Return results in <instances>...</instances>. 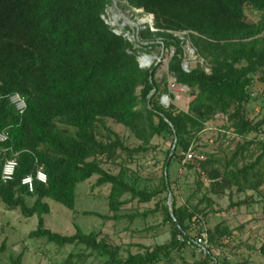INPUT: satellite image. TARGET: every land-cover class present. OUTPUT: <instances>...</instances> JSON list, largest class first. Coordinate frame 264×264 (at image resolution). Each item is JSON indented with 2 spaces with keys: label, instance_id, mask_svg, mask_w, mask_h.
<instances>
[{
  "label": "trees",
  "instance_id": "1",
  "mask_svg": "<svg viewBox=\"0 0 264 264\" xmlns=\"http://www.w3.org/2000/svg\"><path fill=\"white\" fill-rule=\"evenodd\" d=\"M118 1L129 10L153 17V31L146 25L138 31L137 39L151 47L173 50L168 74L177 85L190 90L187 111L164 108L159 103L162 96L169 95V89L165 78L156 80L157 67L139 68L137 59L148 53L146 47L134 48L102 18L112 0H0V133L7 134V140L0 143V175L5 161L17 162L13 180L4 184L0 179V204L10 211L18 210L25 219H36V227L28 235L31 239L45 240L58 248L84 247L103 258V264H157L187 247L177 236L193 238L190 230L195 225L200 226L198 235L206 233L210 248L232 237L224 223L211 231L201 222V205L206 204L207 211L213 213L214 201L209 196L220 198L228 192L231 209L248 207L254 196L264 202V113L259 120L247 116V107L254 100L252 89L256 84L264 87V18L248 22L244 11L249 6L264 15V0ZM177 34H184V40ZM185 42L201 61L189 71L183 69ZM13 94L25 99L22 115L9 104ZM217 116L228 123L225 133L242 144L224 163L213 154H205L204 161L183 164L207 183L206 192L190 204L204 189L197 182V190L185 205L177 206L171 199L169 209L163 201L171 196L170 162L178 152L194 151L192 144ZM104 120L128 130L141 145L126 148ZM97 128L106 132L104 141ZM164 134L171 137L172 148L157 190H137L127 180L124 168L115 175L102 168L101 161L113 159L117 151L127 157L150 152L154 149L151 140ZM252 148L259 151L258 156L244 161ZM38 167L45 172L47 183L34 182L29 193L20 182ZM93 177H97L94 187H109L108 209L113 214L125 205V195L148 204L165 194L139 217L161 214L162 223L170 227L169 242L121 260L119 249L99 240L97 233H84L75 227L73 235L62 236L46 229L44 218L50 214L47 202L73 211L77 186ZM233 190L236 195H254L233 203ZM27 199L33 200L31 205ZM85 215L120 220L117 216ZM261 249L264 254V244ZM3 251L1 247L0 253ZM210 257L208 249L200 264H208ZM216 262L213 259L211 264ZM11 264H21V257Z\"/></svg>",
  "mask_w": 264,
  "mask_h": 264
},
{
  "label": "rangeland",
  "instance_id": "2",
  "mask_svg": "<svg viewBox=\"0 0 264 264\" xmlns=\"http://www.w3.org/2000/svg\"><path fill=\"white\" fill-rule=\"evenodd\" d=\"M246 20L251 23L263 20L264 15L255 12L249 6L245 9ZM103 19L115 33L122 35L134 48L140 45L146 47V52L138 56V59L149 58L150 64L142 70H150L157 67L155 78L157 81L165 78L168 89L172 77L168 74V64L173 55V50L165 51L160 46L151 47L146 43H141L137 39V33L147 25L152 27L153 20L143 12L129 10L124 2L112 0L107 7ZM182 41L184 34H177ZM185 60L183 69L189 71L200 64L194 55L190 44L184 45ZM137 90V94H139ZM264 87L256 84L252 89L254 100L247 107V116L250 120H259L264 113ZM170 95V96H169ZM168 96L160 98L159 103L164 107H173L176 111L186 112L191 101V92L187 89L184 92L179 90L169 91ZM177 97V98H176ZM104 125L115 132L122 144L132 150L138 148L141 143L133 135L120 125H116L110 120H104ZM228 123L223 116H217L212 122L205 126V130L198 137V141L192 144L194 153L213 154L224 163L231 158L232 153L242 144L229 132L225 133ZM225 133V134H224ZM97 134L101 140H105L106 132L97 128ZM253 136H250V139ZM264 139V136L262 137ZM249 140V139H248ZM172 139L164 134L154 137L150 146L154 147L150 152L127 157L126 154L117 151L113 159L101 161L102 168L110 174H117L120 168L127 170V180L137 190L155 191L157 190L162 177L163 164L168 151L172 148ZM245 155L244 161H253L259 154L256 148ZM182 153L178 152L175 160L170 162L168 170V182L170 183L171 196L163 203L170 209L171 199H174L177 206L187 203V199L197 190L198 183L204 185V189L197 193V196L190 199V204L196 201L206 192L207 183L199 179L193 171H187L182 165ZM241 161V160H240ZM239 161V162H240ZM97 177L77 186V200L73 211L53 202H47L50 207V214L46 216L45 228L62 236L74 234L75 227L80 228L84 233L94 232L99 236V240L105 241L109 246L118 248V258L125 260L127 257L144 253L145 248L153 249L162 246L170 240V227L162 223V215H148L139 217L144 212H149L159 199L163 200L165 194L158 196L148 204H141L136 200H131L129 195H125L122 200L125 205L115 214L108 209V186L94 187ZM233 199V197H232ZM243 199V196L234 197L233 203ZM213 213H209L206 204L200 206L203 210L199 214L200 220L206 230H211L219 223H224L233 233L232 237L226 241H220L212 246L211 259L207 262L211 264L216 259V264H264V254L261 251L264 244V207L256 206L253 209H241L234 212L229 207V201L224 198H213ZM33 200L27 199L28 205ZM252 212V213H251ZM95 213L99 216H117L119 221H103L94 216L85 214ZM201 215V216H200ZM135 216L134 219L129 217ZM36 219L23 218L18 210H7L0 204V248L4 251L0 253V264H11V260L21 257V264H103L104 259L91 253L81 246H66L58 248L45 240H36L28 237L34 231ZM199 225H195L190 230L191 236L198 235ZM73 258L69 259V256ZM204 260V253L196 248L185 247L181 251L170 254L169 259H162L157 264H200Z\"/></svg>",
  "mask_w": 264,
  "mask_h": 264
},
{
  "label": "built area",
  "instance_id": "3",
  "mask_svg": "<svg viewBox=\"0 0 264 264\" xmlns=\"http://www.w3.org/2000/svg\"><path fill=\"white\" fill-rule=\"evenodd\" d=\"M150 29L151 31L153 30L152 27H150ZM115 34L119 35L117 33ZM172 90H179L181 92H184L187 90V88L184 86L177 85L175 81L172 79L169 91H172ZM162 98H165V97L162 96ZM8 101H9V104L14 108L17 114L19 115L23 114V112L26 109V102L22 96H20L19 94H13L8 98ZM263 135H264V131L261 136ZM6 140H7V134L0 133V143H4ZM182 155H183L182 164L190 163L193 161H204L205 160L204 154H195L191 149H189L186 153H183ZM16 169H17V162L14 159L5 161V163L2 166L1 175H0V179L2 183L5 184V183L12 181L14 178ZM34 182H38L42 185H46L47 183L46 174L40 167H38L34 171L33 174L24 177L21 180L20 185L26 188L27 192L32 193ZM177 239L180 242H184L187 247L196 248L198 251L203 252V253H205L206 250L210 248L207 235L204 231L198 236H194L193 238H189L187 240H184V238L181 237L180 235L177 236Z\"/></svg>",
  "mask_w": 264,
  "mask_h": 264
},
{
  "label": "crops",
  "instance_id": "4",
  "mask_svg": "<svg viewBox=\"0 0 264 264\" xmlns=\"http://www.w3.org/2000/svg\"><path fill=\"white\" fill-rule=\"evenodd\" d=\"M264 189V185H263V187H261V190H263ZM229 193L228 192H225V195L223 196V197H220V198H224V197H226L227 198V195H228ZM233 199H234V197H237V196H240V195H242L243 196V199L242 200H240V201H238V202H241V201H243L244 199H245V197L246 196H248V197H250V196H253L254 194L252 193V192H246L245 194H238V195H236V192H235V190H233ZM211 199H212V197L213 198H215L214 196H209ZM228 199V198H227ZM261 199L262 198H260L259 196H254V199H253V203H250V205L248 206V207H246V205H240L238 208H234V209H232L234 212H238L239 210H241L242 208L243 209H253V208H255L256 206H261V209H263V207H264V202L263 201H261ZM238 202H235V203H238ZM252 213V212H251Z\"/></svg>",
  "mask_w": 264,
  "mask_h": 264
},
{
  "label": "bare ground",
  "instance_id": "5",
  "mask_svg": "<svg viewBox=\"0 0 264 264\" xmlns=\"http://www.w3.org/2000/svg\"><path fill=\"white\" fill-rule=\"evenodd\" d=\"M141 63H142L143 66H149V64H150V59H149V58H143V59L141 60Z\"/></svg>",
  "mask_w": 264,
  "mask_h": 264
},
{
  "label": "water",
  "instance_id": "6",
  "mask_svg": "<svg viewBox=\"0 0 264 264\" xmlns=\"http://www.w3.org/2000/svg\"><path fill=\"white\" fill-rule=\"evenodd\" d=\"M150 18L153 20V17H152V16H150ZM152 31H153V30H152ZM145 58H147V57H145ZM142 59H143V58H142ZM142 59H140V60L137 59V60H138V63H139V68H140V69H144V68L147 67V66H143V65H142V63H141V60H142Z\"/></svg>",
  "mask_w": 264,
  "mask_h": 264
}]
</instances>
